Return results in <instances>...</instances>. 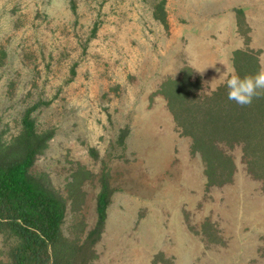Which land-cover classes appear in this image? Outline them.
I'll list each match as a JSON object with an SVG mask.
<instances>
[{"label": "rangeland", "instance_id": "1", "mask_svg": "<svg viewBox=\"0 0 264 264\" xmlns=\"http://www.w3.org/2000/svg\"><path fill=\"white\" fill-rule=\"evenodd\" d=\"M235 49L264 68V0H0V142L26 116L48 136L29 172L64 198L69 239L96 227L107 185L89 264H264V189L241 148L209 185L159 92L184 72L209 92Z\"/></svg>", "mask_w": 264, "mask_h": 264}, {"label": "trees", "instance_id": "2", "mask_svg": "<svg viewBox=\"0 0 264 264\" xmlns=\"http://www.w3.org/2000/svg\"><path fill=\"white\" fill-rule=\"evenodd\" d=\"M232 67L243 77L258 72L260 62L254 54L235 49ZM200 88L199 80L184 72L166 79L159 92L177 129L190 137L191 151L200 155L207 183L231 180L235 162L228 150L239 146L246 171L264 189V97L240 106L227 98L226 82L209 92ZM23 126L9 143L0 142V234L10 240L0 264H89L96 256L94 240L105 219L107 185L97 196L96 227L81 241L64 236V198L29 172L48 136L36 133L27 116Z\"/></svg>", "mask_w": 264, "mask_h": 264}, {"label": "clouds", "instance_id": "3", "mask_svg": "<svg viewBox=\"0 0 264 264\" xmlns=\"http://www.w3.org/2000/svg\"><path fill=\"white\" fill-rule=\"evenodd\" d=\"M220 64L223 65V62ZM224 66V65H223ZM220 72V69H216ZM220 78L226 81L227 98L240 106L250 105L254 98L264 97V68L241 77L235 69L224 71Z\"/></svg>", "mask_w": 264, "mask_h": 264}]
</instances>
